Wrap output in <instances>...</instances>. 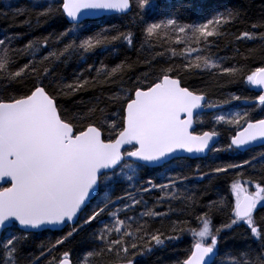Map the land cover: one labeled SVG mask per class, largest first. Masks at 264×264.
Instances as JSON below:
<instances>
[{
	"label": "snow or ice",
	"instance_id": "obj_1",
	"mask_svg": "<svg viewBox=\"0 0 264 264\" xmlns=\"http://www.w3.org/2000/svg\"><path fill=\"white\" fill-rule=\"evenodd\" d=\"M33 7L39 9L36 12L37 23L41 17L64 15L70 18V26L57 34L54 41L59 44L66 39L63 47L52 48L39 61L35 57L48 45V38L42 42L30 40L22 49L11 46V41L18 37L0 39V82L32 81V87L23 94L0 98V181L10 184L8 187L0 185V264H39L41 258L46 259V264H74L70 251H63L59 256L53 254L57 246L71 241L104 215L110 217V223L102 219L98 221L102 226L91 234V241L97 247L85 252L79 264H104L107 256L114 257V262L109 264H137V256L144 257L155 248L166 246V241L170 244L179 240L186 231L191 233L194 242L187 250L186 258L178 259L176 264H264V216L259 215L257 208L264 202V184L249 179L247 183H255V191L249 192L239 178L233 179L230 192L234 195V203L224 197L211 201L206 205L208 211L195 217L198 228H186V221L177 220L163 231L152 228L149 220L168 217L175 211L173 201L186 206L195 202L194 194L180 187L181 182L189 177L165 175L166 183L157 184L152 178L141 183L138 176V171L145 164L168 162L179 150L204 152L209 148V142L219 135L215 130L200 134L192 130L194 112L217 105L207 101L206 94H198L182 86L181 78L174 73L181 69L188 73L218 69L221 73L235 76L237 68L221 67L208 50L213 40L226 34L223 29L240 20L244 13L239 9L224 8L203 22L181 24L176 18L178 10L173 9L167 14L170 18L146 23L143 29L145 41L141 48L146 44L150 49L163 47L164 51L155 52L144 62L151 67L153 60L166 54L169 59L183 57L184 62L179 66L161 68L159 75L147 87L138 85L147 79L148 74L145 73L143 79L137 77L136 87L122 88L109 98L120 106V110L114 113L116 118H105L96 123L88 121L97 112L102 114L103 108L94 105L86 113L69 115L58 102L59 98L75 95L90 85L115 82L132 65L127 61L112 67L102 61L99 67L88 64L72 83L55 86L44 85V79L51 74V67L43 65L64 63L74 56L86 63L87 57L97 49L115 51L117 43L133 46L134 34L120 31L115 25L100 28L81 38L79 33L86 28L84 18L101 11L126 15L133 8L140 15L155 8V3L153 0H33ZM29 11L27 7L16 8L14 15ZM23 23L31 26L30 19ZM251 27L264 28V20ZM236 39L264 41V32L257 35L244 31ZM173 43L184 44L185 47L178 52L171 47ZM192 44L197 47H192ZM204 52L208 54L201 55ZM18 54L30 59L14 69ZM93 70L96 75L91 79L84 75ZM246 79L261 89V94L252 103L264 110V67L257 68ZM232 99L240 100L241 97L233 95ZM248 117V111L214 117L215 121L226 125L240 126L241 120L246 123V127L231 138L228 149L253 147L257 141L264 143V119L253 122ZM117 128L119 130L115 131ZM126 145L133 150H124ZM259 155L264 160V153ZM255 160L253 157L241 164L216 167L211 169V174L227 173L245 165L255 169ZM117 169L119 175L126 178L128 187L122 190V195L113 198L115 189L110 186L118 178ZM206 177L210 174L200 173V179ZM101 189H104L103 194L97 199ZM156 190L160 195L155 197L150 207L145 197H151ZM93 199L97 203L90 207ZM164 204L168 205L167 212L156 210L157 206ZM261 207L264 208V204ZM141 208L144 210L138 211ZM85 210H88L87 215ZM213 211L226 212V221L219 226L214 225L209 215ZM242 225L246 226L258 247L253 249L249 245L244 250H225L222 254L221 244L226 240L222 233ZM50 226L70 230L54 243L47 246L41 243L39 256L27 252L29 241L38 231L49 230Z\"/></svg>",
	"mask_w": 264,
	"mask_h": 264
},
{
	"label": "trees",
	"instance_id": "obj_2",
	"mask_svg": "<svg viewBox=\"0 0 264 264\" xmlns=\"http://www.w3.org/2000/svg\"><path fill=\"white\" fill-rule=\"evenodd\" d=\"M28 5V2L23 0H21L20 3L18 2L17 5H15V3L9 4L8 0H0V39L5 37H18L11 41V46L13 48L22 49L30 40L42 42L44 38H48V45L43 47L35 57V59L39 61L41 57L46 55L52 48L63 47V43L67 42L66 39L59 44L54 43V41L56 40L57 34L64 31L70 24L64 15H58L52 18L41 17L39 23H37L36 12L39 11V9L30 8ZM155 5L156 7L152 9L151 14L158 15V19H161L163 15L166 17L170 11L177 9L179 12V15L176 17L178 21L189 24L201 18L210 17L215 14L217 10H222L224 8L239 9L244 13L240 20L223 29L226 34L213 40L212 46L208 50L212 57L221 63V67L237 68L238 72L235 76L221 73L218 69H214L211 72L197 70L192 73L185 72L181 69L178 73H174V75L178 74L182 84L190 90L208 95L211 103H228L234 106L248 108L244 103H251L255 97L261 94L260 91L251 88L246 83V77L257 68L264 67V41L259 39L237 40L236 37L244 31L255 32L257 35L260 32H264V28L253 29L251 27L252 24L264 20V0H156ZM20 7H27L30 11L19 16L14 15V10ZM141 16L143 17L142 13L138 15L135 8H133L132 12L126 15H112L103 19L88 20L85 22V36L91 34L93 31H98L100 28H107L113 25L120 31H131L134 34L133 46L129 47L126 43H117L115 45V51L105 52L97 49L94 54H90L87 57L86 63H82L74 56L64 63L55 65H48L46 63L43 65L45 67H51V74L44 79L45 86H55L56 84L67 85L72 83L76 79L77 74L81 70L86 69L88 64H94L95 67H99L102 61L109 67H112L119 64L121 61H127V63L132 65L131 69L121 78H117L115 82L97 83L88 86L85 90L75 95L69 94L60 97L58 102L62 108L68 111L69 115L86 113L90 107L95 105L98 106V108H103L104 112L102 114L97 112L93 119L88 122L100 123L105 118L113 119L114 113L120 110V106L109 99L114 93H119L122 88L129 89L136 87L135 81L137 77L143 79L145 73L148 74L147 79L143 80V83L138 86L147 87V85L153 82L155 77L159 75V70L161 68L168 67L169 65H182L184 62L183 57L176 56L169 59L167 54L163 58L157 57L153 60L151 67L144 62L146 59H150L155 52L164 51V48L157 46L150 49L146 44L143 49L141 48V44L145 41L143 29L146 26V17L141 19ZM150 18L153 19L154 16L150 15ZM26 19L31 20V26L23 23ZM111 34L114 35L115 32ZM158 43H162V41ZM182 45L183 44L177 45L173 43L171 47H175L179 52L182 49ZM192 45L197 46L196 44ZM167 46L168 45H165V47ZM208 52L202 53L201 55L208 54ZM29 59V56L18 54L16 57V64L13 68L18 69L27 63ZM84 75L91 79L96 73L93 70L91 72H85ZM31 87V79H25L23 83L9 84L7 81L0 82V98L7 99L12 96L23 94L24 91ZM233 95L240 96L241 99L234 100L232 99ZM245 97L248 99L245 100ZM250 110L251 113L248 119L251 120L264 117V110L260 107L252 105ZM118 122L120 123L119 120ZM118 130L119 128L116 129V131ZM198 130H220V132H222L225 144L222 146L223 149L217 152H220L221 161L219 163L214 161L207 163L203 161L198 164L196 161H191L190 164H188L191 169H188L189 172H187L185 176L195 178L196 176H200L201 172H204L209 173L210 177L194 179L192 182H198V190H193L190 193L194 194L195 202L187 206L178 202L173 206L177 209L176 212L178 213L172 214L168 219L149 220L152 228H159L163 231H167L171 223L177 220L186 221L188 225L195 223L196 228H198L199 224L195 217L201 215L203 212H207L208 208L206 205L211 201H218L222 197H225L227 192L230 191L228 189H230L233 179L239 178L242 183L245 185L248 184L249 186L255 184L247 183L249 179L264 184V160H261L259 155L260 153H264V148H256L243 154L234 149H228V137L232 135L236 129L225 125L216 126L213 120V114L199 117ZM105 135H107V133H105ZM253 157H256V160L253 161L256 165L255 169L246 165L242 168L230 169L227 173L211 174V169L222 167L227 164H241L242 161L246 159L250 160ZM197 169H199V171H197ZM150 178H152L155 183L159 184L158 177L155 178L152 175ZM155 194L156 192L154 195ZM158 195H160V193ZM149 199L153 201L155 196L149 197ZM232 200L234 203V195ZM261 204H264V202ZM261 204L257 207L258 213L260 216H264V208L261 207ZM167 207L168 206H162L159 211L162 212L166 210ZM87 214L88 212L86 215ZM209 215L212 219V223L217 226L224 223L227 219L226 212L213 211L209 213ZM96 224L97 222L93 221L91 225L86 226L71 241L66 242L62 246H58L53 254L59 256L63 251H70L73 258L79 261L85 252L92 250L93 247H97L91 241V234L95 230ZM67 232L68 231L65 230L61 232H51L52 235L48 237L52 239H46L47 237L43 233L36 235L29 241L26 251L34 253L35 256H39L40 249L38 246L41 243L47 246L50 243H54L56 239ZM222 236L226 237V240L221 244L222 254L225 250H244L249 245L253 249L258 247V244L249 237L246 226L243 225L236 227V229L231 232H225ZM190 237V232L186 231L181 234V239ZM191 242L193 241H190V243ZM185 246L186 243L182 240L176 247L150 254L138 264H176L178 259H182L186 256L187 249ZM110 261L114 262V257L107 256L105 257L104 264H109ZM39 264H46V259L41 258Z\"/></svg>",
	"mask_w": 264,
	"mask_h": 264
},
{
	"label": "rangeland",
	"instance_id": "obj_3",
	"mask_svg": "<svg viewBox=\"0 0 264 264\" xmlns=\"http://www.w3.org/2000/svg\"><path fill=\"white\" fill-rule=\"evenodd\" d=\"M23 1H27L28 2V6L30 7V8H34L33 7V0H23ZM8 2H9V4H12V3H15V5H17V3L19 2H21V0H8ZM153 2L155 3L156 2V0H153ZM151 12H152V9H148V10H146V12L145 13H142V15H143V17H146V23H152V22H157V21H159V20H162V19H167V18H170L168 15H166V17H165V15H163L162 17H161V19H158V15H155V14H151ZM150 15H153L154 16V18L153 19H151L150 18ZM214 15V14H213ZM147 17H148V19H147ZM211 17V16H210ZM210 17H207V18H210ZM204 19L205 18H201V19H199L198 21H196V22H194V23H192V24H195V23H200V22H203L204 21ZM86 22V21H85ZM84 22V23H85ZM179 23H181V24H189V23H185V22H180V21H178ZM79 35H80V37L81 38H83V36H85V34H84V31H82V32H80L79 33ZM212 46V45H211ZM185 47V45L183 44L182 45V48H184ZM192 47H197V46H194V45H192ZM205 53V52H204ZM202 54V53H201ZM193 55H195V53H193ZM219 62V61H218ZM83 63V62H82ZM219 64H221L220 62H219ZM250 87H252V88H257V86H255V85H251L249 82L247 83ZM208 96V95H207ZM208 99H209V96H208ZM209 101H210V99H209ZM211 102V101H210ZM241 102V101H240ZM257 104H258V102H256ZM214 104H219V103H214ZM245 105H247L248 106V108H243L242 106H234L233 104H228V103H225L224 104V108L222 109V110H220V111H217V112H215V114H213V120H214V117L216 116V115H218V114H226V113H234V112H241V113H243L244 111H248L249 112V115H250V113H251V110H250V108H251V106L252 105H255V107H256V104H253L252 102L251 103H244ZM116 117L113 115V119H115ZM250 120V119H249ZM119 122H118V120H117V124H118ZM214 123H215V125L216 126H220V125H225V126H230V127H232L233 129H236V128H238V127H241V126H243L244 124H245V121L244 120H241V122H240V126H236V125H226V124H223V123H219V122H217V121H215L214 120ZM116 131V130H115ZM105 133H107V131H105ZM107 135H108V133H107ZM218 151H214L213 152V154H212V156L210 157V159L208 158L207 160H205L207 163H210V161H214V162H220L221 160H220V156H219V154H220V152L219 153H217ZM190 162L191 161H189V160H185V159H182V160H175V161H172V162H170V163H168V164H166L165 166H162L161 168H159L158 170H157V172L155 173V174H153V176L155 177V178H157L158 177V180H159V183H166V180H164L163 179V176H165V175H167V176H170V177H175L177 174H180V175H182V176H185V174L187 173V172H189L188 171V169L190 170L191 168L188 166V164H190ZM117 173H118V178H117V180L114 182V184L113 185H111L110 187H113L114 189H115V195H114V197L113 198H115V196H120V195H122L123 194V189L124 188H127L128 187V184H127V181H126V178L124 177V176H121V175H119V169H117ZM147 173H149V170L148 169H146V168H141L139 171H138V176H139V179H140V181H141V183H143V181H145V180H147L148 179V174ZM109 174H111V173H109ZM200 178V176H196L195 178L194 177H189V179L187 180V181H182L181 182V184H180V187H181V189L182 190H187L189 193L191 192V191H193V190H198V186H197V183L198 182H192L194 179H199ZM212 179V178H211ZM156 180V179H155ZM247 188H248V190H249V192H254L255 191V184H251L250 186L247 184V185H245ZM227 188H228V186H227ZM228 190H230V189H228ZM227 190V191H228ZM103 191H104V189H101L100 190V193H99V195L97 196V199H99L100 198V196H102V194H103ZM231 193H230V191L229 192H227V195H225V197L224 198H227V200H229V201H231V202H233V195H232V199H231ZM145 199H147V200H149V206L151 207L152 206V203H153V201H151L150 199H149V197H145ZM97 203V200L96 199H93V201L91 202V205H90V207H94L95 206V204ZM178 202H176V201H173L172 202V208L173 209H175V211L174 212H172V213H170L169 215H168V217H166V218H163V219H168V218H170V216L172 215V214H174V213H178V212H176V208H174L173 206L174 205H176ZM262 203V202H261ZM258 205H260V204H258ZM162 206H168L167 204H164V205H162ZM144 209L142 208V209H139L138 211H143ZM157 211H159L158 209H156ZM168 211V207L166 208V210H164V211H162V212H167ZM87 212H88V210H87ZM85 215H86V212H85ZM121 219H123L124 218V216L123 215H121V217H120ZM103 220V222H105V223H110V217H108L107 215H104L103 217H101V218H98V221L99 220ZM162 218H160V217H157V218H155V220H163ZM155 220H152V221H155ZM98 221H96L97 222V224H96V228H95V230L94 231H96L98 228H100L102 225H101V223H99ZM185 227L186 228H196V225H195V223L194 224H186L185 225ZM234 229H236V227H234ZM93 231V232H94ZM231 232V231H230ZM247 232H248V230H247ZM45 234V236L47 237L46 239H52L51 237H48V236H51L52 235V233L51 232H49L48 230H46V231H40L39 232V235L40 234ZM248 235H249V233H248ZM250 237V236H249ZM190 239H192V240H190ZM252 239V238H251ZM182 240H184L185 241V243H186V246H185V248L188 250L189 248H190V246H191V244L194 242L193 241V237L191 236L190 238H186V239H179V240H176V241H173L172 243H168L167 241H166V246H164V247H157V248H155L150 254H153V253H156V252H158V251H161V250H170L171 248H173V247H176V245H178V244H180L181 242H182ZM253 240V239H252ZM190 241H193V242H191L190 243ZM254 241V240H253ZM255 242V241H254ZM57 248H58V246H57ZM224 250V249H223ZM148 254H146V256H147ZM184 258H186V256H184L182 259H184ZM181 259V260H182ZM76 264H79V261L76 263Z\"/></svg>",
	"mask_w": 264,
	"mask_h": 264
},
{
	"label": "flooded vegetation",
	"instance_id": "obj_4",
	"mask_svg": "<svg viewBox=\"0 0 264 264\" xmlns=\"http://www.w3.org/2000/svg\"><path fill=\"white\" fill-rule=\"evenodd\" d=\"M116 15H119V14H116ZM104 18H106V17H104ZM101 19H103V18H101ZM246 83H248V82H247V79H246ZM182 85H183V84H182ZM183 86H184V85H183ZM185 87H186V86H185ZM251 88H252V87H251ZM253 89H255V90L261 92V89H260L258 86H257V88H253ZM207 97H208V96H207ZM208 101H209V99H208ZM209 102H210V101H209ZM217 105H221L222 107L219 108V109H217L216 111H213V112H203V113L199 114V115L195 118V123H196V128L194 129V132H195V133L200 134V133L204 132V131H199V130H198V119H199V117H201V116H203V115H208V114H215V112L220 111V110H222V109L225 107L224 104H217ZM262 118H264V117H262ZM257 119H261V118H257ZM257 119H251V120H257ZM245 125H246V123H245L243 126L236 128V131H235L232 135H230V136L228 137V144L230 143L231 138L237 133V131H239L240 129H242ZM231 128H232V127H231ZM207 131H210V130H207ZM211 131H212V130H211ZM215 131H216V130H215ZM217 132H218L219 135H220V139H219L218 142L215 144V146L209 151V154H208V155H206V156H204V157H200V158L178 157V158H174V159H172L171 161L166 162L165 164L160 165V166H158V167H151V166L145 165L144 168H146V169L149 170V173H147V174H148V177H149V178H150V176L152 177V175L155 174L159 168H161L162 166H165L166 164H168V163H170V162H172V161H175V160L177 161V160H179V159H180V160L185 159V160H189V161H196L197 164H198L199 162H203V161L207 160L208 158L210 159V157L212 156V154H213V152H214L213 149H219V150H220V149H223L222 146L225 144V143H224V137H223L222 132H220V130L217 131ZM217 144H218V145H217ZM256 148H264V145H262V146H258V147H253V148H250V149H248V150H246V151H240V150H237L236 148H233V149L243 154V153L250 152L251 150L256 149ZM131 150H133V149H131V148L127 149V151H131ZM219 156H220V155H219ZM245 166H246V165H245ZM149 174H150V176H149ZM8 186H10V184L3 185V187H8ZM155 192H156V194L154 195ZM158 192H159V190L154 191V192L152 193V196H155V197H156V195L159 194ZM152 196H151V197H152ZM158 196H159V195H158ZM257 207H258V206H257ZM160 208H162V206H157L156 209L160 210ZM85 212L87 213V210H85ZM84 214H85V213H84ZM64 230H65V231H69L70 229L67 228V227H65L63 230H60V231H54V230H51V229H49L48 231H49V232H61V231H64ZM44 231H46V230H44ZM37 235H39V232L37 233ZM222 235H224V233H222ZM148 255H150V254H148ZM148 255H147V256H148ZM147 256H144V257L137 256V257H136L137 264L140 263V262H141L143 259H145ZM72 258H73V256H72ZM73 261H74V264H76V263L78 262V259L73 258Z\"/></svg>",
	"mask_w": 264,
	"mask_h": 264
},
{
	"label": "water",
	"instance_id": "obj_5",
	"mask_svg": "<svg viewBox=\"0 0 264 264\" xmlns=\"http://www.w3.org/2000/svg\"><path fill=\"white\" fill-rule=\"evenodd\" d=\"M130 12H132V11H130ZM130 12H128L127 14H129ZM112 15H116V13H113V12H105V11H101V12H99L97 15H95V16H92V17H86V18H84V22L85 21H88V20H97V19H101V18H104V17H108V16H112ZM120 15V14H119ZM66 17V16H65ZM69 19L70 18H67L66 17V20L69 22ZM183 86V85H182ZM198 94H200V93H198ZM206 100L208 101V97H207V95H206ZM217 105V104H216ZM222 106L221 105H217V107H215V108H207V107H205V108H203L202 110H196L195 112H194V114H193V119H194V123H193V128H192V130L194 131V129L196 128V123H195V118L199 115V114H201V113H203V112H213V111H216L217 109H219V108H221ZM261 119H264V118H261ZM258 120V119H257ZM251 121H255V120H251ZM244 127H246V125L244 126ZM243 129V128H242ZM242 129H240L239 131H241ZM238 132V131H237ZM236 135V134H235ZM220 139V135H218V136H216V137H214L213 138V140L212 141H210L209 142V148L208 149H206L204 152H202V153H196V152H193V153H188V152H186V151H183V150H179V151H177L175 154H173V156H174V158H178V157H189V158H200V157H204V156H206V155H208L209 154V151L215 146V144L218 142V140ZM254 145L255 146H253V147H258V146H262V145H264V143H260L259 141H257V142H254ZM253 147H242V148H239V149H237V150H240V151H246V150H248V149H250V148H253ZM130 147L129 146H125V148H124V150H127V149H129ZM174 158H170L169 159V161H171L172 159H174ZM168 161V162H169ZM141 164H144V162H140ZM166 162H161L160 164H145V165H148V166H151V167H158V166H160V165H163V164H165ZM6 180H7V178H5ZM6 184H9V183H5L4 181H0V185H6ZM93 201V200H92ZM50 229L51 230H54V231H60L61 229L60 228H58V227H53V226H50ZM64 229V228H63ZM62 229V230H63ZM41 231H44V230H41ZM38 232H40V231H38Z\"/></svg>",
	"mask_w": 264,
	"mask_h": 264
},
{
	"label": "bare ground",
	"instance_id": "obj_6",
	"mask_svg": "<svg viewBox=\"0 0 264 264\" xmlns=\"http://www.w3.org/2000/svg\"><path fill=\"white\" fill-rule=\"evenodd\" d=\"M218 145V144H217Z\"/></svg>",
	"mask_w": 264,
	"mask_h": 264
}]
</instances>
